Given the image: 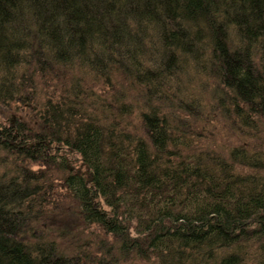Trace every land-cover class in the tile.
Listing matches in <instances>:
<instances>
[{"label": "trees", "instance_id": "16d2710c", "mask_svg": "<svg viewBox=\"0 0 264 264\" xmlns=\"http://www.w3.org/2000/svg\"><path fill=\"white\" fill-rule=\"evenodd\" d=\"M8 99L0 264H264V0H0ZM48 170L99 232L73 255L17 232Z\"/></svg>", "mask_w": 264, "mask_h": 264}, {"label": "rangeland", "instance_id": "374dc122", "mask_svg": "<svg viewBox=\"0 0 264 264\" xmlns=\"http://www.w3.org/2000/svg\"><path fill=\"white\" fill-rule=\"evenodd\" d=\"M197 76L198 78L200 77L201 81L196 82H202L204 84L211 83V79L207 80L209 77H206V74L199 73ZM193 83H195L194 77H192L191 85H193ZM208 87H211V85ZM0 102V122L8 124L11 121L15 122L17 118L22 119L23 115L28 114L26 110L27 104L11 99ZM25 122L27 121L25 120ZM229 126V122L223 125H215L214 123L210 125V129L215 135L218 144L221 145L222 142L226 145L231 142L238 143L240 131H235ZM218 132L220 133L218 134ZM66 155L70 157V155ZM26 166L31 170H36L40 165L37 163H26ZM48 172H50L47 187L49 189L45 191L44 201L32 207L33 210L29 216V221L23 225L19 223L17 232L20 237L23 236V239L26 238L30 243H34L36 238L51 240L56 243L64 254L73 255L75 254L74 252L77 251L81 241L86 240L85 244H87L91 241V238L97 237L99 232L93 226L91 227V233L89 232L90 229L83 228V222L78 213L76 203L64 193L65 189L63 183H61V180L58 178V172H52L51 170H48ZM107 238L108 240H112L109 236H107ZM83 249L91 253L90 249ZM119 263L152 264V261L129 259L127 261H118V264Z\"/></svg>", "mask_w": 264, "mask_h": 264}]
</instances>
